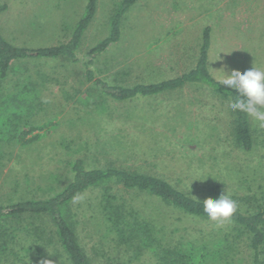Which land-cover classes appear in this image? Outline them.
<instances>
[{"label":"rangeland","instance_id":"obj_1","mask_svg":"<svg viewBox=\"0 0 264 264\" xmlns=\"http://www.w3.org/2000/svg\"><path fill=\"white\" fill-rule=\"evenodd\" d=\"M120 1L96 0L95 15L76 52L78 62L31 59L15 64L39 91L40 107L25 121L41 129L26 137L37 136L29 145L3 142L0 204L51 197L69 182V164L77 159L89 169L116 167L159 177L199 200L216 199L227 188L242 210L261 203L264 128L251 117L254 150L246 153L234 143L230 108L207 88L189 86L117 102L92 87L85 73L89 69L95 80L124 87L179 76L194 66L206 27L211 30L208 68L215 80L222 70L264 69V0H138L122 20L120 41L87 66V52L108 36ZM87 2L0 0L7 6L0 15L2 34L18 46H57L69 39ZM19 75L10 74L7 88ZM112 188L155 227L163 248L177 240L210 245L207 241L215 236L228 234L231 241L236 235L227 223L192 219L154 198ZM99 202L100 191L93 190L70 206L87 257L96 264H158L150 251L135 257L113 248ZM28 224L42 225L44 239L52 237L49 219L24 220L15 225L21 228L16 244L23 246L13 248L17 256L25 257V264H68L57 245L45 243L48 259L33 250L23 252L30 238L22 229L33 228ZM230 251L231 264H251L245 238Z\"/></svg>","mask_w":264,"mask_h":264},{"label":"trees","instance_id":"obj_2","mask_svg":"<svg viewBox=\"0 0 264 264\" xmlns=\"http://www.w3.org/2000/svg\"><path fill=\"white\" fill-rule=\"evenodd\" d=\"M138 0H121L109 21L108 36L92 47L87 56L90 61L102 55L107 49L121 39L122 20ZM7 10L0 5V15ZM96 12V0H88L83 17L78 21L69 39L57 46L29 48L8 42L0 28V154L4 141H11L20 146L29 145L37 136L29 139L30 134L41 127H33L26 123L25 118L34 114L40 107L39 91L28 76L19 75L17 63L31 59L67 60L78 62L76 52L79 49L83 34L91 23ZM211 46V30L206 27L202 32L201 46L193 69L167 80L148 85L131 87L110 85L103 80H95V74L86 70V80L102 95H107L117 102H126L138 98L158 96L185 86H202L212 95L229 107L233 89L219 84L208 69V55ZM19 75L12 87L6 86L10 74ZM231 110V109H230ZM233 115V140L241 151L250 153L254 150V137L250 116L238 111ZM23 129V130H22ZM71 179L51 197L43 199H21L8 204H0V264H25V257L17 256L15 245L21 228L15 225L24 220L49 219L52 225L50 238H45L44 229L28 224L32 229L24 227L22 231L30 238L29 246L23 252L32 250L40 258L44 255L45 243L57 245L68 264H96L92 262L82 248L77 235V221L72 217L71 204L84 193L99 190V208L105 221V229L113 248H123L135 257L150 251L158 264H231L230 247L235 241L245 238L251 253V264H264V197L262 202L249 210L238 207L229 224L236 235L229 239L228 234L213 237L214 240L197 243L177 240L170 245L161 246L155 227L141 218L138 211L113 194L114 186L125 191H133L156 199L166 207L184 216L201 221H210L203 212V201L191 197L187 193L172 186L170 183L146 173L131 172L116 167L89 169L85 163L77 159L69 164ZM264 194V191H263ZM256 202V201H255ZM35 237L36 239H32ZM55 239V244H54ZM46 240V242H45ZM35 246H37L35 248ZM27 256V255H26ZM47 257V258H46ZM27 264V263H26Z\"/></svg>","mask_w":264,"mask_h":264},{"label":"clouds","instance_id":"obj_3","mask_svg":"<svg viewBox=\"0 0 264 264\" xmlns=\"http://www.w3.org/2000/svg\"><path fill=\"white\" fill-rule=\"evenodd\" d=\"M217 79L219 84L236 93L232 95L229 108L247 114L259 127L264 128V69L253 66L243 73L233 69L230 74L222 70ZM237 209L238 204L227 188L218 198L208 197L203 201L204 214L217 225L230 223Z\"/></svg>","mask_w":264,"mask_h":264},{"label":"crops","instance_id":"obj_4","mask_svg":"<svg viewBox=\"0 0 264 264\" xmlns=\"http://www.w3.org/2000/svg\"><path fill=\"white\" fill-rule=\"evenodd\" d=\"M202 32H203V31H202ZM201 37H202V34H201ZM200 46H201V39H200L199 49H200ZM199 49H198V54H199ZM208 57H209V55H208ZM197 58H198V55H197ZM196 61H197V59H196ZM195 64H196V62H195ZM195 64H194V66H195ZM194 66H193L191 69H193ZM191 69H190V70H191ZM208 69H209V68H208ZM190 70H188V71H190ZM188 71H187V72H188ZM184 73H186V72H184ZM184 73H182V74H184ZM182 74H181V75H182ZM179 76H180V75H179ZM176 77H177V76H176ZM173 78H174V77H173ZM185 87H189V86H185ZM185 87H184V88H185Z\"/></svg>","mask_w":264,"mask_h":264}]
</instances>
